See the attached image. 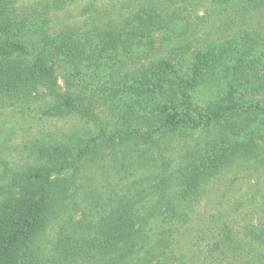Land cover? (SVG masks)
<instances>
[{"label":"rangeland","instance_id":"obj_1","mask_svg":"<svg viewBox=\"0 0 264 264\" xmlns=\"http://www.w3.org/2000/svg\"><path fill=\"white\" fill-rule=\"evenodd\" d=\"M44 1L22 0L8 9L16 11ZM130 1L136 6L145 5L147 0ZM148 1L157 2L164 11H172L173 18L177 17L170 26L154 34L157 56L145 57L141 38L131 39L130 47L106 52L99 67L83 66L71 80L74 103L94 106V114L113 138L90 145L76 179L69 172L52 179L54 201L46 211L45 223L36 240L52 253L62 248L71 252L74 244L78 249L91 246L90 251L97 255L114 252L130 242L124 237L115 241L118 228L124 231L128 227L125 217L129 216L130 228L143 233L135 258L128 259V264H134L154 240L161 241L160 232L167 226L162 219L164 208L149 212L158 199L155 183L162 166L150 143H158L166 150L172 170L179 173L194 152L216 139L220 143L218 157L228 153L230 144H240L253 149V161H233L188 194L185 222L171 228L166 240L170 242L169 248L149 264H264V116L244 119L226 114L209 128L178 129L157 135L154 141L125 136L130 128L142 133L150 127L157 128L163 117L162 108L170 116L197 118L198 112L210 113L223 104L224 77L235 56L244 55L246 60L264 64V6H259L253 16L242 19L237 4L226 8L216 6L212 0ZM121 5L119 0H93L90 4L87 0L80 1L67 11L50 16L39 35L53 36L65 26L82 28L89 18L97 22L124 20L130 9ZM84 7L86 11L81 14ZM2 13L0 8V16ZM39 35L32 39L38 41ZM219 37V42L228 41V51L201 71L196 89L190 92V105L182 95L180 78H191L196 49L207 47L210 42L214 45ZM2 40L0 35V43ZM175 47L180 50L171 55L168 51ZM214 49L221 52L217 46ZM26 58L30 60V56ZM207 58L211 59L209 55ZM162 59L170 68L165 69ZM54 65L58 86L63 90L69 65L61 60ZM31 97L35 98L33 102L27 105L18 102L14 106L6 96L0 97V156L5 160L19 166L33 165L37 157L57 152L60 145L75 151L96 135L98 128L94 122L75 113H63L60 101L46 96L42 85H37ZM235 100L253 103L264 101V97L252 96L239 83ZM244 121L254 125L248 134L229 129ZM227 129L232 136L223 142L230 133ZM3 172L4 165L0 164V184L5 182ZM85 174L89 177L85 178ZM150 176L153 177L146 182L145 177ZM1 201L4 198L0 197ZM148 213L155 217L146 225L140 224ZM245 231L260 233V240L251 244L252 233L247 236ZM225 235L230 236L229 243L235 244L239 251L211 253L214 245H222ZM114 255L116 252L111 256ZM93 259L87 264H96ZM79 262L83 264V258ZM15 264H22L19 254L15 256Z\"/></svg>","mask_w":264,"mask_h":264},{"label":"trees","instance_id":"obj_2","mask_svg":"<svg viewBox=\"0 0 264 264\" xmlns=\"http://www.w3.org/2000/svg\"><path fill=\"white\" fill-rule=\"evenodd\" d=\"M18 1L22 0H0V8L3 10L0 16V35L4 39L0 43V97L6 96L9 100L7 101L13 106L18 102L27 105L35 100L31 94L36 92L37 85H42L46 96L60 101L63 113H75L85 117L94 122L98 130L96 135L85 140L83 148L73 151L66 145H60L57 152L37 157L33 165L19 166L0 156V164L4 165L5 181L0 184V197L4 198V201L0 202V264H15L16 254L22 258V264H77L82 258L83 264H87L93 258L96 264H128L129 258H135V250L143 235L138 229L130 228L129 220L132 219H129V216L125 217L128 227L124 231L118 228L115 241L124 237L130 242H126L116 251L113 250L116 252L114 256H111L114 252L110 250L107 252L102 250L104 253L100 252L97 255L96 252L90 251L91 246L78 249L76 244L71 252L62 248V251L52 253L40 246L36 234L45 223L46 211L54 201L55 180L52 179L66 172L76 179L81 173V163L90 145L113 138L105 129L103 122L94 114V106L74 103L71 80L78 75L83 66L99 67L106 52L130 47L131 39L141 38L144 45L142 54L145 57L157 56L154 34L170 26L177 17L173 18L172 11L170 13L164 11L154 1L147 0L145 5L139 3L135 6L130 0H119L122 7L130 9L128 11L130 13L126 15L128 18L124 20L97 22L89 18V23L85 22L82 28L65 26L53 36L45 34L41 36L39 30L41 31V28L50 21V16L57 11H67L70 6L85 0H46L33 7L10 11L8 7ZM92 2L93 0H87V4ZM212 2H215L216 6L222 5L226 8L234 4L240 5L239 12L242 13V19L249 15L253 16L259 6H264V0H212ZM85 11L86 7L81 14ZM130 24H133V28H130ZM37 35L39 40H33L32 38ZM220 40L219 37L214 40V45L210 42L209 47L197 48L192 55L191 78H180L182 95L190 105L192 104L190 92L196 89L201 71L210 67L213 61L215 63L228 51V41L219 42ZM215 46L221 52H216ZM178 50L180 49L175 47L168 52L172 55ZM208 55L211 57L210 60L207 58ZM27 56H30V60H27ZM59 60L69 65L68 73L63 78L65 85L63 90L58 86L55 75L54 64ZM233 60L232 67L224 77L226 84L223 88V104L218 105L210 113L198 112L197 118L170 116L166 108H162L163 117L157 128L150 127L142 133L136 128L128 127L130 129L125 132V136L134 139L145 138V142L154 141L153 138L157 135L161 136L178 129L209 128L226 114L243 116L244 119L264 116V101L252 103L235 100L239 83L244 84L245 89L252 96L264 97V64L246 60L244 55L235 56ZM161 64L165 65V69L170 68L164 59L161 60ZM194 109L197 110V107L194 106ZM252 126L254 125L251 122L244 121L233 127L229 126V129L235 133L248 134ZM230 133L224 136L223 142L231 138L232 133ZM215 141L194 152L192 158L188 160L189 163L181 167L179 173L172 170L166 150L158 143H150L162 166L157 173L158 180L155 183L158 199L149 212L152 213L153 208H164L162 219L167 226L160 232L163 234L161 241L154 240L152 246L146 252L144 250L143 256L137 258L134 264H149L164 255V250L170 246V242L166 241L168 234L172 227H179L185 222L188 208L187 195L193 190L196 191L198 185L212 180L233 161L243 163L253 161V149L240 147V144H230L228 153L222 158L218 157L221 155L218 153L219 142L216 139ZM84 177L87 178L89 175L85 174ZM152 177H145V181L148 182ZM151 213L141 218L140 224L146 225L150 218H154ZM248 233L251 235L252 232L245 231L247 236ZM260 237V233H252L249 237L251 244L253 241H259ZM225 242L228 243L227 246ZM229 242L230 236H223L222 245H214L211 253L219 251L224 255L225 250L231 249L233 253L239 251L235 244ZM158 249L161 251H157Z\"/></svg>","mask_w":264,"mask_h":264}]
</instances>
